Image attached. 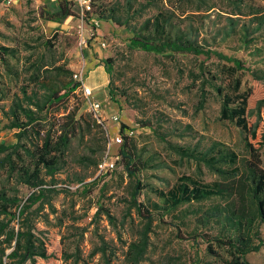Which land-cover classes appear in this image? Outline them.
I'll return each instance as SVG.
<instances>
[{"label": "rangeland", "instance_id": "obj_1", "mask_svg": "<svg viewBox=\"0 0 264 264\" xmlns=\"http://www.w3.org/2000/svg\"><path fill=\"white\" fill-rule=\"evenodd\" d=\"M56 1L0 0V46L12 49L7 65L0 63V108L8 111L14 102L24 104L23 92L40 96L43 82L76 83L73 75L80 73L92 96L86 99L76 91L60 106L58 117L80 110L92 114L95 124L56 153L57 171L43 187L53 192L43 196L18 181L19 169L30 164L21 146L7 152H12L10 159L0 155V192L16 200L7 209L11 215L0 216V227H6L0 249L13 247L10 232L23 231L29 222L48 254L36 264H225L229 254L214 238L224 225L227 201L211 198L167 211L159 193L185 177L201 185L225 182L181 150L205 153L220 144L237 154L243 173L249 158L244 134L221 120L215 92L235 79L247 98L248 126L256 131L248 142L264 168L262 82L214 56L145 53L131 50L129 41L135 34L149 33L158 20L165 28L163 40L195 45L240 60L249 69L264 70V28L246 43L238 38L243 24L250 31L255 28L246 16L249 6L264 8V0H244V5L237 0H90L88 14H82L77 0H68L76 16L64 22L51 15ZM237 11L242 16H236ZM101 15L113 16L119 24L100 20ZM228 18L234 21V36H229ZM93 102L101 106L97 113L89 106ZM7 125L0 112V145L11 147L18 143L17 130ZM122 125L145 163L138 175L144 185L138 201L149 210L152 203L161 209L150 210L151 222L137 216L132 206L134 181L119 163L121 142L115 139ZM103 163L114 167L101 170ZM246 193L245 188L235 198L237 207L249 205ZM37 197L41 200L32 203ZM20 210L25 212L18 218ZM256 230L263 245L246 260L264 264V224L253 223ZM144 234L147 250L136 261L138 254L130 245H138ZM250 236L257 245L258 238ZM10 252L5 250L6 255Z\"/></svg>", "mask_w": 264, "mask_h": 264}, {"label": "trees", "instance_id": "obj_2", "mask_svg": "<svg viewBox=\"0 0 264 264\" xmlns=\"http://www.w3.org/2000/svg\"><path fill=\"white\" fill-rule=\"evenodd\" d=\"M225 1L229 3L235 2L234 0ZM237 2L244 5V0H237ZM73 7L74 3L71 1L57 0L56 11L51 14L54 21L64 22L68 18L75 17L76 15L72 11ZM249 8L251 9L250 14L246 15L250 17L248 23L254 24L255 28L250 31L246 24L241 26L238 38L244 43H246L245 40L249 36L255 35L264 28V8L253 6H249ZM235 15L242 16L240 11H237ZM99 19L111 20L115 24H119V21L113 16L104 17L101 15ZM228 21L229 36H234L237 34L235 33L234 21L230 18H228ZM164 32V25L156 20L152 24V30L149 33L135 34L130 39L129 48L157 55L172 52L194 56H214L220 61L230 63L235 71L249 73L254 81L262 82L264 90V70L249 69L240 60L217 52L203 50L195 45L182 44L168 39L163 40ZM11 55L12 49L0 46V63L3 66L7 65L6 58ZM109 63L110 61L106 60V64ZM107 71V73H110L108 67ZM43 84L44 89L40 96L36 92L31 93V95L23 92L24 104L14 102L8 111L0 108L1 114L8 121L7 128L17 130L16 139L18 142L11 147L0 145V155L6 153L5 158L10 159L12 152L21 146L23 154L30 158V164L29 166L22 165L21 169H19L18 181L29 189L41 192V196L44 193L53 192V190L43 187L47 184L46 178L52 180L57 171L58 157H56V153H61L68 147L72 139L85 130L89 131L95 124L92 114L84 113L80 110L58 117L61 110L60 106L67 103L70 97L79 90V83L70 81L62 84L48 82H43ZM239 89L240 82L235 79L229 81L223 89L215 88V92L220 99L221 120L234 124L244 134L245 147L249 158L243 163V173L240 172L238 167L237 154L227 147H219L220 144L214 143L205 153L193 154L190 151L181 150L180 154L185 158L204 164L209 171L222 177L225 182L201 185L185 177L180 179L179 183L166 193H159V197L162 203L166 205L167 211L176 210L182 205L199 203L211 198L227 201L220 238H214L215 242L225 248L229 254V260L225 264H250L247 262L246 256L258 252L263 245V241L258 238V231L253 232L252 228L253 223L264 224V168L260 165L256 150L248 142V137L254 138L256 131H252L248 126L246 121L247 98L244 93L239 92ZM125 130H127L126 127L122 125L119 132L121 145L117 156L125 173L134 181L132 206L137 216L146 220V222H151L152 215L150 210H158L160 206L152 203L149 210L138 201V197L144 190V185L138 179V175L145 168V163L138 155L131 139L125 134ZM10 150L12 152L7 153ZM245 188L249 205L243 209L237 207L235 198L237 199V196L240 198ZM39 200H41V197H37L32 203H36ZM14 205H16L15 199L8 197L4 192H0V216H10L11 213L7 209ZM24 212V210H20L17 217L21 218ZM12 217H15V215ZM24 221H28V219ZM25 225L23 231L20 229L17 233L10 232L11 240L15 238V244L13 247L0 249V264H26L27 262L36 264L35 260L37 258H48L45 244L36 239L32 233L34 227H31L29 222L25 223ZM5 229V226L0 227V238L3 236ZM250 233H253L258 238L257 245L252 242ZM147 246L146 234L141 236L138 245L134 243L130 245L131 249L134 248L133 251L138 254L136 261L143 257ZM6 249H11L8 255L5 254ZM3 258L10 262L3 263Z\"/></svg>", "mask_w": 264, "mask_h": 264}, {"label": "built area", "instance_id": "obj_3", "mask_svg": "<svg viewBox=\"0 0 264 264\" xmlns=\"http://www.w3.org/2000/svg\"><path fill=\"white\" fill-rule=\"evenodd\" d=\"M77 4L81 8L82 14L83 13L88 14L91 11V1L90 0H77ZM73 78L76 81V83H79L80 84V87H79V90L78 91L81 93V95L84 98H86V99H88L89 97H91L92 96V89L88 88L85 85V83L82 80V74H80V73L74 74L73 75ZM89 106H90L91 110L93 112H95V113H97L101 109L100 104L99 103H96V102L90 103ZM113 121L114 122H117L118 121L117 117H115L113 119ZM129 134H131V133H129ZM115 141L117 143H120L121 142L120 135H117ZM98 167L101 170L102 169H105V168H106V170H109V169H113L114 164H106V163H103V164L99 165Z\"/></svg>", "mask_w": 264, "mask_h": 264}]
</instances>
